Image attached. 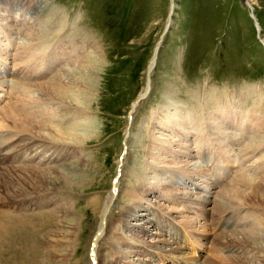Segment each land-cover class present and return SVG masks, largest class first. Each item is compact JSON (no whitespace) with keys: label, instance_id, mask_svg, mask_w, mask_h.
<instances>
[{"label":"rangeland","instance_id":"rangeland-1","mask_svg":"<svg viewBox=\"0 0 264 264\" xmlns=\"http://www.w3.org/2000/svg\"><path fill=\"white\" fill-rule=\"evenodd\" d=\"M32 3L26 14L35 20L36 17L46 19L53 13L64 20L78 22V35L88 44L84 49L91 48L95 55L91 60L95 61L96 82L94 88L85 85L77 88V93L83 94L80 104L48 99L36 88L27 92L30 100H42V107L59 116L53 118L56 122L71 120L89 129L78 126L81 135L78 140L66 137L58 140L55 132V138L52 133L49 136L41 132L45 141L35 142L36 147L32 149L36 150L35 154L27 151L18 160L12 158L6 166L20 167L29 157L33 160L29 165L40 170L78 161L83 171L66 180L68 183L74 179L75 191L46 193L41 199L40 212L11 213L9 224L15 228L0 244V264H43L42 252L58 247L66 248L70 254L66 264H91L92 242L101 221V208L120 164L118 195L109 213L107 231L100 235L102 238L99 237L96 247L101 261H114V254L123 253V259L116 264H224L219 258L224 260L244 253V248L243 251L232 247L215 249L213 244L225 233L251 231L256 227L264 231V208L245 201L236 215L229 213L226 218L220 215L213 219L210 216L215 217L214 214L206 216L205 213L211 211L214 201L219 200L220 190L238 173L252 180L246 189L248 192L262 194L264 125L246 133L238 132L229 121L228 126L220 125L226 132L224 137L218 133L219 139L223 138L218 158L205 147L206 139L199 146L204 139L197 132L182 137L174 130H178L175 123L179 121L175 119L181 113L196 122L205 116L214 118L217 110L228 109L239 118L254 112V116L259 115L264 121V0H253V8L247 0H173V5L171 0H32ZM19 4L22 7L23 0H0V8L9 10H15ZM172 6L173 15L166 28ZM22 29L18 34L9 27L12 37L14 33L24 37L26 33ZM161 36L163 41L150 75V93L133 115L125 152L129 112L146 87L147 70ZM4 57H0V110L19 97L17 82L37 85L47 81L51 71L59 69L55 64L49 66V71L36 67L28 75L41 73L42 78L29 80L25 75L16 79L12 76L13 70L14 74L24 75L19 74L22 71L18 62ZM65 68L77 70L75 66ZM57 76L62 78L64 74ZM168 116L175 121L169 123ZM188 121L181 120L184 124ZM172 124L174 130L170 129ZM187 126L183 127L186 131ZM205 130L207 138L217 137L211 128ZM1 136L6 141L3 145L9 146L22 135L0 128ZM8 151L5 149L2 153ZM121 157L123 160L119 163ZM215 169L222 178L214 177ZM23 186L34 189L29 181ZM0 191L4 197L3 189ZM200 197L210 202L200 205L197 203ZM138 203L141 208L137 213L147 214L152 220L144 225L148 228L145 236L137 227L133 228V224H141L136 219H126L127 228L122 224L125 213ZM62 205L66 207V214L71 215H67L72 221L71 228L65 222H55L50 214L48 218L45 216L50 219L45 228L34 227L40 213H57ZM222 216L223 222L219 220ZM214 220L221 225L227 223L228 229L220 233L222 226L213 224ZM169 226L173 229L182 226L187 231L188 238L198 246L199 257L183 250L169 254L148 247L158 240L171 242L166 236L171 230L165 232ZM62 235H67L63 239L67 243L48 242ZM139 236L144 237L145 244L136 240ZM161 247L168 249L167 244ZM260 253L264 255V251Z\"/></svg>","mask_w":264,"mask_h":264},{"label":"bare ground","instance_id":"bare-ground-1","mask_svg":"<svg viewBox=\"0 0 264 264\" xmlns=\"http://www.w3.org/2000/svg\"><path fill=\"white\" fill-rule=\"evenodd\" d=\"M247 1L250 4L251 8H253V4H254L253 0H247ZM23 3L24 4H22L23 5L22 7L21 4H19L20 7L18 6V8H16L15 10H9L3 7L0 8V57L3 58L5 56L4 58L8 60L10 58L11 59L13 58L18 62L17 66H19L20 68L19 71H22V73L19 74H24V75H18L17 73L14 74V70H13L12 76L16 79H18V77L21 78L22 76L25 75H27V77L25 78L29 80L42 78L43 76H40L41 73H38V75H33V76L28 75V73L31 74V72H33V68L36 67H38V70L41 69V71L42 70L49 71L51 70L49 66L55 64L56 68L58 67L59 69L58 71L57 70L53 72L51 71V75L47 76L48 80L43 81L37 85L22 84L20 82H17L15 87L16 90L19 91L20 94L19 97L12 99V101L7 103V105L5 104L6 106L5 107L3 106V108H1L0 110V128L6 130L8 129L10 130V132L11 130H14V132L16 131L17 134H20V136L22 135L20 137L21 139L19 138L18 141L16 140L13 144L9 146L3 145L4 142L6 141H4L3 136L0 137V142H2L0 145V188L3 189L2 192L5 195L4 197L0 196V244L3 240L11 236V233L15 228L14 226H11L9 224L10 221L9 218L13 216L11 213L17 211H23L25 213V211H31L32 208L40 212L41 211L40 209L42 208L41 199L47 196L46 193L57 190L59 191V190H68V189L75 191L74 188L77 187L76 186L77 184L74 183L75 182L73 181L74 179L72 178L73 180H69L68 183H66V180L68 177L71 178V176L73 175L79 176L80 173H82L83 171V167L78 163V161L76 163L72 162L69 164L67 163L62 164L60 167L53 166L46 170H40L41 168L39 169L29 165L28 162L33 161L32 158L29 157H27V160L22 162L20 167L6 166L8 162L10 163L13 161L11 160L12 158L18 160L19 158L23 157L27 151H29L30 154H35L34 152L36 150L32 151V149L36 147L35 142L40 143V141H45V139H42V137L40 136L41 132L49 133L48 134L49 136H51L50 133H52L53 138H55V135H53L55 132V134H57L59 138L58 140L61 139L63 140L65 137L78 140L79 137H81V135L80 132L78 134L77 130L79 128L77 127L85 126L84 129L86 127H87L86 129H89L87 125L79 124L76 123L75 121L71 122V120L68 121L67 123L56 122L55 121L56 119L54 120L53 118L57 117L58 115L53 116L54 113L52 111L50 113L47 110L48 107L46 108L42 107L41 104L42 100H34L32 97H31L32 99L30 100V97L28 98L27 92L30 90V88H36L41 93H44L45 96L48 97V99L61 100V102L63 103L76 102L77 104H80L82 103L81 101L83 94L77 93V88L82 87L83 85L89 88H94L96 82L95 75L97 72L95 71L96 68L95 61L91 60L92 56H95L93 55L94 52L93 50H91V48L90 49L86 48L87 50L84 49L85 47L88 46V44L84 42L85 40L82 38V36L78 35L79 24L77 21L74 22L68 21L67 18L64 20L63 17H58L53 13H51V15L46 19L42 18V20H38V18L36 17L35 20L34 18H32V16L26 14L27 9H29L30 4L32 3V0H23ZM172 11L173 10L171 7L169 18L172 15ZM31 19H34V22L32 21L33 23L31 22ZM169 22L170 21L168 19L167 23L169 24ZM7 25H10L9 27L10 28L12 27L15 33L18 32V34L19 33L21 34L23 32V31L21 32V28H23L22 30H24L26 35L24 37L23 36L20 37V35L18 36V34L14 33L12 37L9 27ZM159 48L160 45L158 47L157 46L155 47L154 52L152 54L151 63L149 64L150 67L148 68V70H150L151 67L153 66L154 60L156 64ZM155 64L153 67H155ZM63 65H65V67L75 66L77 70L71 71V69H66L65 67H63ZM84 65H86L85 68H79ZM58 73L64 74L63 77H65V79H63V77L59 78L57 76ZM81 74L83 75L82 77ZM72 90H76V91L74 92ZM146 91L147 89L145 87L139 97L143 96ZM8 95H9L8 99H11L9 93ZM210 113L211 112L207 113V115ZM181 114H183L184 117L183 115H179L178 119H175L179 121V123H175V125L178 126V127L176 126L178 130L173 129V127H175L174 124H172L170 129H173L175 134L176 133L180 134L182 137L184 136L186 137L188 134H191L192 131H195V134L197 132L198 136H201L200 139H204L198 143L199 146L203 145L202 142H204L206 139L205 147H207V150L210 149L209 152L210 153L213 152L216 158L219 157V154L217 156V152L219 151V148L223 149V146H220L222 144L223 138L219 139V137L220 135L224 137L225 136L224 134L226 132V130L225 132L224 130H222L220 125L228 126V121H229V125L231 126L232 124V126H234V128L240 133L256 131L259 127L264 125L263 124L264 121L263 122L261 121L262 119L261 116L259 115H258L259 117L257 115L254 116L253 115L254 112L253 114L244 113L239 118L237 117L236 114L233 115L232 111L228 109L217 110L213 115L214 118H208V116H205L201 120L196 122L190 120V118L187 116L186 113H181ZM182 118H186V122L189 120L188 123L185 122L184 124L183 122H181ZM168 119H170L169 123L175 121L172 120V116L169 117ZM237 122H239L240 124H238ZM258 122L259 124H257ZM8 123H10L11 125H9ZM241 124H242V128L239 129L238 127ZM184 125H188L190 126V128L187 126V131H186L183 128ZM208 128H211L212 130L215 131L214 133L217 136L216 138L215 137L207 138L205 129ZM19 141H22L21 142L22 144H17V142L19 143ZM24 141L27 142L24 143ZM218 141H221V143ZM206 144L208 145L206 146ZM37 147L39 148L38 145ZM5 149L6 150L9 149V151L8 153L4 154L2 153V151H5ZM14 172L18 173V175L13 174ZM216 172L217 169H215L214 177L222 178V176L220 175L217 176ZM238 174L235 176V178L231 180V183H229L228 185H224L225 187L223 186L224 188L221 189L218 194L219 200L214 201V203L212 202L213 203L212 209L210 212L205 213L206 216H209V214H214L215 217L214 216H210V217L213 219H217L216 217L220 215L225 216L229 213L231 215L232 213L236 215V213H238L240 209V205L245 203V201H251L253 206L256 205V207L264 208L263 206L264 187L262 189L263 190L262 194H260L259 196L255 195V192L253 191L248 192V190L246 189L250 185L252 180L248 179V177L245 176L243 173L240 176H238ZM26 181L30 182V185L34 188L33 190H28L23 186V183H25ZM20 187L21 190L19 191ZM116 187L117 185L114 186L113 191H111L110 194H108L105 202L102 205L101 221H100L101 223L99 226V234L97 236H99L102 232H104L105 234V232L107 231L108 218L110 216L109 212L113 207V198L115 196ZM207 202L208 203L210 202L208 198L200 197L197 203L201 205L202 203L204 204ZM63 206L64 205L59 207L57 213H53V214H51L50 212L40 213V215L38 216L39 219L36 223V226L34 227L36 229L38 228L37 230H41V227L45 228L44 226H46L47 221L50 220V219H46V217L49 216L48 214H50L49 217L51 219L54 218L55 222L56 221L65 222L66 227L71 228L72 221L70 220V218H68L71 215L66 214L67 213V210L65 209L66 207ZM140 208L141 205H139V203L134 204V207L130 209L128 213H125L126 215L123 218L124 220H122V224H124L123 226L127 228L128 225L126 219H130V220L136 219L137 221L141 222V224L139 223L133 224V228L137 227L140 231L139 233L142 234V236H145L146 232H148L147 231L148 228L144 227V225L150 223L152 220L149 219V215L147 214L137 213V211ZM14 217H16L15 214ZM219 220L223 222V220L225 219L222 216ZM221 222L217 223V221L215 220L212 221L213 224L217 223L216 226L219 225ZM226 224L224 225L220 224V226H222L220 233L223 230L228 229V227H225ZM66 236L67 235L64 236L62 235L61 237L62 239L61 238H56V239L53 238L52 240L48 238L47 239L48 242L50 243L55 242L56 244L57 243L59 244L61 242L65 244L67 243L65 242L67 239L65 241L63 239H65ZM142 236H139L138 238H136V240L138 239L145 244L146 243L144 241L145 239ZM132 240L134 239L132 238ZM157 243L160 245H158ZM165 244H167L168 249L161 247ZM177 244L178 243L176 241L171 243V242H166L164 240L162 241L158 240L154 242L153 245H148V247L152 249L153 248L159 249L163 253L174 254L175 252L180 253L181 252L180 250H182L179 246H177ZM213 245H215L213 246L215 247V249L218 246L222 248L232 247L233 249L243 251L244 248V253L242 254L241 252H239L240 254H238L237 256H231L229 258L227 257L224 260L223 258H219V262H225L224 264L226 263L253 264L254 262L259 264H264V255L263 254L261 255L260 253L264 251V231L261 229H257V227L256 229L252 228L251 231L242 230L240 232L233 231L230 233H225L219 236L217 242H215V244ZM60 247H62L61 244ZM114 247L115 246H112L113 249ZM58 248L53 250L50 249L48 251L46 249L44 252H42L41 257L43 258L44 262L41 263L66 264V262L70 258V254L66 252V248L63 249H58ZM215 249L214 251H216ZM122 255L123 253H116L113 255L114 261H112L113 259L111 261L109 260L101 261L99 259V256L97 255L96 247L94 245V256H93V260H90V263L116 264L117 262H120V259H123Z\"/></svg>","mask_w":264,"mask_h":264},{"label":"water","instance_id":"water-1","mask_svg":"<svg viewBox=\"0 0 264 264\" xmlns=\"http://www.w3.org/2000/svg\"><path fill=\"white\" fill-rule=\"evenodd\" d=\"M172 4V3H171ZM173 8V7H172Z\"/></svg>","mask_w":264,"mask_h":264}]
</instances>
